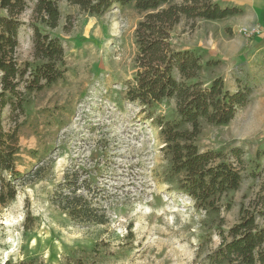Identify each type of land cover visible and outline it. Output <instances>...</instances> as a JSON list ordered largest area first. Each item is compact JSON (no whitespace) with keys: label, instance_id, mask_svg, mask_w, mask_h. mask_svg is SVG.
<instances>
[{"label":"rangeland","instance_id":"rangeland-1","mask_svg":"<svg viewBox=\"0 0 264 264\" xmlns=\"http://www.w3.org/2000/svg\"><path fill=\"white\" fill-rule=\"evenodd\" d=\"M26 1L20 64L34 63L29 23L38 0ZM59 10L60 26L52 35L64 47L67 73L31 97L20 121L18 170L26 174L37 165L44 170L42 178L20 187L15 201L0 205V264H69L75 253L93 250L99 251L100 264H205L220 244V228L236 224L243 210L264 212V36L247 37L244 15L184 19L173 31L179 49L220 62L201 74L203 84L222 78L232 92L240 84L253 90L250 104L229 125L201 122L200 148H240L247 165L240 189L223 197L229 210L211 213L178 191L160 129L127 100L135 73L134 36L144 14L118 5L101 17L89 16L66 1ZM174 110L168 102L156 116L170 118ZM4 120L10 129L7 113ZM68 167L87 171L107 190L108 225L76 223L52 204L54 187Z\"/></svg>","mask_w":264,"mask_h":264},{"label":"trees","instance_id":"trees-1","mask_svg":"<svg viewBox=\"0 0 264 264\" xmlns=\"http://www.w3.org/2000/svg\"><path fill=\"white\" fill-rule=\"evenodd\" d=\"M61 1L89 16L101 17L118 5H131L144 14L134 36L135 73L128 83L127 100L138 105L160 129L162 151L178 191L197 209L211 213L229 210L223 197L240 189L247 170L245 153L240 148L228 152L200 148L201 122L229 125L250 104L253 90L240 84L232 92L222 78L203 84L201 74L220 62L179 49L173 36L184 19L222 21L244 13L237 6L222 7L214 0H38L29 23L32 64H20L17 57L27 1L0 0V205L15 201L26 181L42 178L43 165L26 174L18 170V132L31 97L53 87L67 73L64 47L52 35L60 26ZM168 102L175 104L173 116H156V110ZM5 113L12 121L8 130ZM106 191L87 171L68 167L63 181L54 187L51 202L76 223L105 226L110 223ZM259 219H264L263 211L243 210L236 224L227 230L220 228V244L206 256L205 264H264V223ZM99 258L98 250L81 251L69 264H100ZM3 264L38 263L7 260Z\"/></svg>","mask_w":264,"mask_h":264},{"label":"crops","instance_id":"crops-1","mask_svg":"<svg viewBox=\"0 0 264 264\" xmlns=\"http://www.w3.org/2000/svg\"><path fill=\"white\" fill-rule=\"evenodd\" d=\"M223 7L237 6L244 10V15L249 22L247 25L251 28L259 29V34L251 38L264 36V0H221ZM233 18V17H232Z\"/></svg>","mask_w":264,"mask_h":264},{"label":"built area","instance_id":"built-area-1","mask_svg":"<svg viewBox=\"0 0 264 264\" xmlns=\"http://www.w3.org/2000/svg\"><path fill=\"white\" fill-rule=\"evenodd\" d=\"M246 33H247V37H253L255 34H259V29L257 28H254V29H251L249 32L245 29L244 30Z\"/></svg>","mask_w":264,"mask_h":264}]
</instances>
